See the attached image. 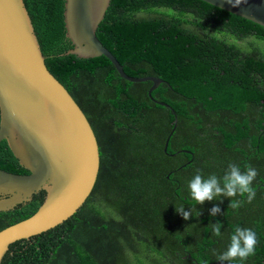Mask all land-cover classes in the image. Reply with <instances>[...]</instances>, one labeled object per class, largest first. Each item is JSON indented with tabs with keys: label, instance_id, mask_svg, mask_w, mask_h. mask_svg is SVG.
I'll return each instance as SVG.
<instances>
[{
	"label": "trees",
	"instance_id": "16d2710c",
	"mask_svg": "<svg viewBox=\"0 0 264 264\" xmlns=\"http://www.w3.org/2000/svg\"><path fill=\"white\" fill-rule=\"evenodd\" d=\"M23 1L47 69L93 129L99 170L74 214L10 244L1 264H204L227 249L236 226L258 238L243 264H264V27L201 0H110L97 38L126 74L164 80L151 96L165 107L148 96L150 81L122 78L105 56L63 54L72 47L64 0ZM229 163L257 170L252 202L197 205L187 187L196 170L223 177ZM0 169L28 173L5 140ZM44 196L0 211V230L32 215ZM181 206L192 209L188 220ZM217 221L219 237L209 226Z\"/></svg>",
	"mask_w": 264,
	"mask_h": 264
},
{
	"label": "water",
	"instance_id": "95a60500",
	"mask_svg": "<svg viewBox=\"0 0 264 264\" xmlns=\"http://www.w3.org/2000/svg\"><path fill=\"white\" fill-rule=\"evenodd\" d=\"M264 27V0H201ZM110 0H64L65 36L72 47L63 54L105 56L130 82L150 81L147 94L164 80L126 74L100 42L96 29ZM175 116V115H174ZM173 126L165 139L166 150ZM5 140L27 174L0 169V211L15 208L43 190L44 199L29 217L0 230V264L9 245L55 227L74 214L90 195L99 170L93 129L66 88L47 69L23 0H0V142ZM193 264H199L193 262ZM204 264H240L214 260Z\"/></svg>",
	"mask_w": 264,
	"mask_h": 264
},
{
	"label": "clouds",
	"instance_id": "9594fccd",
	"mask_svg": "<svg viewBox=\"0 0 264 264\" xmlns=\"http://www.w3.org/2000/svg\"><path fill=\"white\" fill-rule=\"evenodd\" d=\"M227 3H232V0H226ZM240 0H235V4L238 5ZM257 170L250 164H245L244 170L241 171L239 165L235 163H229L223 177H218L215 174L209 175L205 178L201 171L198 169L188 182L187 187L189 189L192 200L197 205H202L205 201L216 200L217 197L235 198L237 196H247L246 202L251 203L255 198V190L253 188V181L257 177ZM242 201L239 199H230L228 207L236 209L241 206ZM175 211L180 214L184 220H188L192 215V209L188 211L184 210L181 206ZM220 213L219 206H213L210 215L215 216ZM223 215V213H221ZM200 215V212L197 214ZM211 233L214 236H221V223H209ZM258 238L256 232L251 228H244L236 226L233 233L230 236V243L227 249L217 256V260L231 262L239 260L241 264L248 257L255 255L256 245Z\"/></svg>",
	"mask_w": 264,
	"mask_h": 264
},
{
	"label": "flooded vegetation",
	"instance_id": "af4514ba",
	"mask_svg": "<svg viewBox=\"0 0 264 264\" xmlns=\"http://www.w3.org/2000/svg\"><path fill=\"white\" fill-rule=\"evenodd\" d=\"M163 150H164V148H163ZM191 160H189L188 162H190ZM186 166V164L185 163H183L180 167H178V168H181V167H185ZM188 256H190V255H188Z\"/></svg>",
	"mask_w": 264,
	"mask_h": 264
}]
</instances>
